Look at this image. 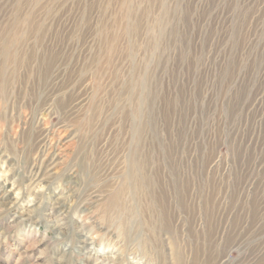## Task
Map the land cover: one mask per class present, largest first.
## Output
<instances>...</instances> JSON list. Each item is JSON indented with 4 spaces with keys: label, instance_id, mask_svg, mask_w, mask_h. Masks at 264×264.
<instances>
[{
    "label": "rangeland",
    "instance_id": "374dc122",
    "mask_svg": "<svg viewBox=\"0 0 264 264\" xmlns=\"http://www.w3.org/2000/svg\"><path fill=\"white\" fill-rule=\"evenodd\" d=\"M0 173V264H264V0H0Z\"/></svg>",
    "mask_w": 264,
    "mask_h": 264
},
{
    "label": "bare ground",
    "instance_id": "6f19581e",
    "mask_svg": "<svg viewBox=\"0 0 264 264\" xmlns=\"http://www.w3.org/2000/svg\"><path fill=\"white\" fill-rule=\"evenodd\" d=\"M8 54V53H7ZM139 126V125H138ZM140 128L139 127H137L136 129H135V131H136V133L138 134L139 133V130ZM59 143L61 142V140L59 139V141H58ZM131 162H132V166H133V169L134 170H137V166L134 164L135 163V160L134 159H132L131 160ZM134 172V171H133ZM130 176V175H129ZM129 176H126L127 177V180H128V178H129ZM133 176V175H132ZM126 180V181H127ZM7 184H10V187L9 188H7L8 187V185L6 186V188H4L2 191V193H9V192H11L13 189H14V184L13 183H7ZM125 184V183H124ZM123 189V188H122ZM124 191V190H123ZM118 197V196H117ZM117 201V200H116ZM58 206V205H57ZM116 206H117V202H116ZM115 206V207H116Z\"/></svg>",
    "mask_w": 264,
    "mask_h": 264
},
{
    "label": "clouds",
    "instance_id": "9594fccd",
    "mask_svg": "<svg viewBox=\"0 0 264 264\" xmlns=\"http://www.w3.org/2000/svg\"><path fill=\"white\" fill-rule=\"evenodd\" d=\"M6 175V173H0V176Z\"/></svg>",
    "mask_w": 264,
    "mask_h": 264
}]
</instances>
